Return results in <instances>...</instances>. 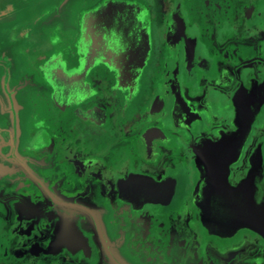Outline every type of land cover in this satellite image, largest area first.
I'll use <instances>...</instances> for the list:
<instances>
[{"label": "flooded vegetation", "instance_id": "af4514ba", "mask_svg": "<svg viewBox=\"0 0 264 264\" xmlns=\"http://www.w3.org/2000/svg\"><path fill=\"white\" fill-rule=\"evenodd\" d=\"M222 180L264 214V0H0V264H264Z\"/></svg>", "mask_w": 264, "mask_h": 264}, {"label": "water", "instance_id": "95a60500", "mask_svg": "<svg viewBox=\"0 0 264 264\" xmlns=\"http://www.w3.org/2000/svg\"><path fill=\"white\" fill-rule=\"evenodd\" d=\"M241 131L243 134L245 127H242ZM213 151H219L217 146ZM220 186L218 190H210L208 192L209 203L201 205L203 217L208 226L216 232L226 234L236 232L241 228H252L263 234L264 214L256 209L247 196L244 189L245 183L239 187H231L222 180ZM199 187L200 185L196 187L197 193Z\"/></svg>", "mask_w": 264, "mask_h": 264}]
</instances>
